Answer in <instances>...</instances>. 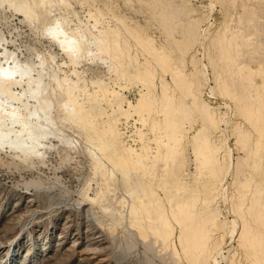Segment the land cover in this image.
Instances as JSON below:
<instances>
[{
	"label": "bare ground",
	"instance_id": "obj_1",
	"mask_svg": "<svg viewBox=\"0 0 264 264\" xmlns=\"http://www.w3.org/2000/svg\"><path fill=\"white\" fill-rule=\"evenodd\" d=\"M69 1L71 0H0V8L8 4L9 7L14 8L17 13L19 12L25 16L27 22L30 20V25H33L34 21L32 19L36 16L37 9H46L50 15H53V8H57L59 5H64L66 9L68 8L69 10L72 6ZM85 4L88 3L85 2ZM63 9L65 8L63 7ZM189 9L191 11L190 7H188V10ZM209 9L211 8L209 7ZM112 12L114 13L113 10ZM195 12L197 13V11ZM67 14L66 16L57 14V16L50 19L46 25L44 23H47V19L45 22L42 21L44 22L43 30H40L45 33L47 32L48 34H44V36L50 35L51 41L59 46V49H61V52H63L67 58V61L63 62V65L72 67L71 75H66L64 73V70L60 67L61 65L55 62L54 57H51L49 61L41 56V59L40 57L38 58V54L37 59H40L39 63H24L19 60L20 58L18 59L15 56L17 54L10 53L6 46L2 47L3 43L1 44L0 40V47H2V51L0 52V150L4 148L13 150V153H17L19 160L21 158V161H25L24 163L30 159H42L41 157L44 156L47 141H50L52 138L63 141L64 144L68 145L69 149L70 146L72 147V145H74L71 144L73 143V138L66 137L67 134L63 132L64 129L60 128L61 124L59 125V123L64 122L65 124V122H68L69 124H78L77 127L80 126L81 128H79V130L81 131L83 129L85 131L86 135L84 133L83 135L86 137L85 139L83 137V139L86 141L88 145L86 146L93 156L96 169L102 172L101 174L99 171H96L98 172V176L99 173L102 175L99 177L104 179V186L105 184L108 185L111 177L115 178L116 172L123 174V179L128 183V185L124 183L126 186H129V181L131 179L135 181L133 183L134 187L130 192L133 199L129 204V217H127L129 218L128 222L130 225L136 227L139 230V235L145 238L143 241L146 240L149 235H152L161 241L164 246L163 248H172L174 250V255L179 256L183 254L186 256V259L190 256V260H187V262H190L189 264H220L221 262L225 264H240L239 248H244L247 252L245 262L248 260L250 264H258V262L264 264V197L259 199L260 192L257 190L251 195V200L243 199L239 203H234L233 206H231V204L229 206L226 205V200L230 198H228V185L231 183H228V180L232 175L229 173V175L226 174L225 176V173L229 171V166L231 165H229V161L233 158L231 157L232 153L230 155L231 149H225L223 146L225 142L218 138L221 137L223 132L221 125L224 123V119L227 120L225 122L226 125L223 126L231 127L232 119H230L228 115L232 109L230 107L231 105L229 106L226 100V102L222 101L226 108L221 104L216 105V102L214 103V98L221 97L238 102V96L233 91V82L219 77L220 74L216 73L217 71L215 72V70L221 61L230 64L234 59L232 52H238V50L242 48V41H249L252 38L249 39L250 37L248 36L249 38L247 39H241L238 36H233L231 38L228 37V39L227 30L224 29L221 33H218V35L216 34L213 39L214 48L218 50L219 55L216 57H209V65L204 64L206 62L203 63V61L206 60L204 52L199 53L200 51L196 49L195 53L190 56L189 61H182V58V62L179 66L168 69L172 60L171 56H169L170 53H167L168 49H165L164 45V47L158 48L156 45L157 40L155 41L153 38L145 36V38L139 37L136 40L134 39L145 53V56L142 55L145 59H141L144 57L140 58L139 55L131 52L133 50L130 48L133 46L130 47V41L123 38L125 35L123 36L124 33H121L122 30L120 31L119 26L115 25V27L112 28L110 25H103V17H106L105 15L103 16L101 10L96 8L95 10H89V19L87 22L83 23L81 22L83 19H80V21L78 18L75 27L71 24L73 28L70 26V22H72L70 15L76 16L78 13L71 10V12ZM110 14L113 15L112 13ZM160 15L161 18L164 19V27L166 25L169 29L170 17L167 15L166 11H161ZM72 17L73 16H71V18ZM25 18L24 20H26ZM126 21L129 20L126 19ZM203 22H209L205 20L204 14H201V19L198 17L191 20V26L186 32V37L183 36L185 37L184 40L186 39L187 42L185 40V45H183V47L180 46L179 53H181L182 56L187 54L189 44L195 39L193 37L195 28L200 26ZM121 23H123V21L119 20V24ZM100 25L102 27H100ZM121 25L123 26V24ZM214 25L215 23H213V27ZM213 27L212 25L211 27L209 26V30L207 31L210 33V28L212 29ZM165 29L166 28H164V30ZM130 31V34L133 35L132 32L136 31V29H131ZM207 31L202 35H205ZM236 32L240 33V28H238ZM209 33H207V35ZM166 36L167 41L174 40L173 38H175L172 29H169ZM178 42L180 44L179 40ZM202 50L204 51V47ZM200 54L202 58H200ZM196 56L201 59L203 69L198 66ZM88 59H99L104 64H107L108 72L114 74L116 78H110L112 82H106L102 79L87 80L83 75L84 72L79 70V68L84 60L88 61ZM103 63H101V65ZM153 63L163 68L167 67L165 69L171 74L175 85L186 86L185 91L188 90L187 97L190 99L189 104H186L184 101H178L176 97L168 93L170 89H168L167 84L165 83V85L162 80H160V82L156 81L155 74L157 70ZM188 64L193 66L192 70L187 69ZM243 69L247 71H245L247 79L250 75L251 77L255 76L254 73L256 72H254V69ZM243 69L240 70L243 72ZM241 71H239V73ZM258 71L262 73L263 70L259 69ZM67 74H69V72H67ZM201 75H204V79L201 78ZM122 81H125L129 85L134 84L140 87L138 92L140 97L135 104L128 100L127 95H124L125 93L123 94L121 92L125 89L121 85ZM111 83H113V85H111ZM114 86H119L120 89L117 90ZM262 87L264 90V83ZM263 90L262 88H258L257 94L259 92L260 95L263 94ZM260 95H258V98ZM58 97L61 98L60 102L58 101ZM57 101L60 103L59 106ZM102 103L106 104L105 106L110 109V114L107 107V109L102 107ZM57 109L58 111L61 110L59 112L60 114H58ZM263 111L264 101L256 105L248 104L247 106L239 107L240 114H245L247 120L253 125L257 124V117L261 116ZM195 114L203 119L207 125L204 123L205 125L202 127L197 128V130L194 129L195 132L192 134L194 122L192 123L190 118ZM135 117H138L137 120L133 119ZM104 118H107V120L105 121ZM123 119L124 121L122 122ZM131 119L136 121V124L139 121L142 125V128H140V124L139 128H136V125L133 126L136 128V137L139 138L140 142H138V138H136L134 134H132V136L134 142L140 143L141 146L139 149H135L132 145H128V140L125 141L127 138L125 131H122L123 127L121 126H123L124 123H129ZM131 127L130 125V128ZM145 130H147V132H145ZM263 131L264 130H262V132ZM262 132L261 135L263 134ZM148 134H152L153 138H147ZM247 140L248 138L243 139L245 142H247ZM188 141H190V146H192L191 148L196 155V161L201 165L195 181H200V179L202 180L203 178L207 179L205 180L206 182L204 181L206 184L203 186L204 190L201 189L203 190L201 193L199 191L197 192L194 185L192 186L194 182H191V185L185 183L182 178L185 176L182 175L184 173L181 174V170L176 168L178 160L183 157L186 151ZM150 142L156 146L153 148ZM251 155L254 157L253 154H250V156ZM16 158L17 157L14 159L16 160ZM43 160L44 159H42V161ZM104 160L108 161L110 166L112 165L111 170L107 168V162L105 164ZM240 163L241 162L235 164L234 168L232 167L234 174H237L236 176H240L242 170V163ZM182 164L183 162H181L180 166ZM160 165L164 166V172L162 178H160L161 190L163 189L166 195V201L159 197V195L157 196L151 185L143 178L134 176L133 169L143 170L144 173L150 172L151 174L155 170L157 172L156 168ZM231 166L234 165L232 164ZM158 170L161 172L159 168ZM104 186L102 187L103 192H101V194L96 193L93 198L88 197L89 194H87L88 196L84 197L85 200L87 201L89 199L88 201L95 204V202H98V199H106L105 191L107 190H104ZM245 186L249 187L250 183L246 182ZM108 187L112 188L113 186L110 185ZM109 192L112 194L111 191ZM262 192L264 191L261 190V195ZM110 193L108 194L111 195ZM219 198L224 204V211L221 207L219 208V206L222 205L218 204ZM124 200L127 201L126 199ZM124 200L122 202L121 199L119 202H122L120 204L122 208L124 206L125 209L128 205L123 204L125 202ZM34 201V199H30L28 201L30 204L26 205L28 208L25 207L24 212H26L28 217L30 215L28 213L32 214L38 211ZM111 202L110 205L112 204ZM96 204H99L97 207L101 205L100 202ZM106 204L109 203H105V205ZM14 206L17 212L20 210L21 203L19 202ZM199 206L204 208L203 212H197L195 210ZM109 208L106 207L103 210L106 211ZM98 209L101 210V206ZM245 209L246 212L249 210L247 215H243L246 213L244 212ZM109 210H114V208ZM105 213L104 215L108 212ZM115 213H108V216L109 214L113 215ZM120 213L122 215V212ZM225 213L233 215L234 218L229 221ZM241 213L242 219L239 223L236 218H238L237 214ZM223 215L225 218L223 217L224 220L220 221ZM22 216L23 215L15 216V221L21 220L22 218L20 219V217ZM105 217L107 219V215ZM118 217H115L116 221ZM127 217H123V219ZM112 218L114 219V217ZM109 220L110 219H108V221ZM238 220H240V218ZM25 221L26 220H24L23 224ZM19 222L21 223V221ZM18 223H16L17 226L15 225V228L12 226L14 229L7 236L10 241L13 240V242H15L18 240L17 245L20 243V238L18 237L19 239H16L17 234H15L18 233L16 232ZM111 223H108V225H112ZM118 223L119 221L116 223L113 222L115 226L118 225ZM70 226L71 225L67 221L60 227V232L57 234L58 237H56L58 247L63 246L67 239H69L66 230L70 229ZM117 228L118 227L113 230ZM113 230H111L112 235ZM1 231L2 230H0V233ZM102 235L103 234L98 230L91 232L87 229L85 231L78 230V232L73 234L75 238L71 246L74 255H77V263H89L90 260L93 259V256L95 257L96 255L100 257L101 262L108 261V259H106L108 258L107 255L102 254L104 246H106L104 245L105 243ZM234 243L238 244V246L235 247L233 245ZM5 245L4 247L0 245V257L7 251ZM178 245L180 248H178ZM15 251V249L12 250L11 248L10 250L9 248L6 253V255H8L7 260L2 261V258H0V264H10L13 262ZM66 251L69 252L71 249L68 248ZM224 252H228V255L225 256ZM24 257L26 256L24 255ZM219 258H221V261H218ZM69 260L71 259H68V261ZM25 262H22V264H25Z\"/></svg>",
	"mask_w": 264,
	"mask_h": 264
},
{
	"label": "rangeland",
	"instance_id": "obj_2",
	"mask_svg": "<svg viewBox=\"0 0 264 264\" xmlns=\"http://www.w3.org/2000/svg\"><path fill=\"white\" fill-rule=\"evenodd\" d=\"M76 1L78 2V4ZM69 2L72 5L71 8H69V10L68 8L66 9L64 5H59L60 7L57 5L58 6L57 8L54 7L53 8L54 13L52 11L54 16L52 14L50 15L46 9H41V8L37 9V12L35 14L36 16L33 17L32 19L34 21L33 25L32 24L30 25L29 24L30 20L27 22L25 16H23L19 12L17 13L16 10L12 7H9L8 4H5L4 7L1 6L0 40H1V44L3 43L2 47L6 46L10 53L17 54L15 56L18 59L20 58L19 60L23 61L24 63L34 62L35 64H37L39 63L41 57L47 60L49 59L51 60V57H54L55 62L61 65L60 67L62 70H64V73L66 75H71L72 67L71 66L69 67L67 65L69 67L68 69L66 65H63V62H66L67 58L65 57L63 52H61L59 46L51 41L49 37L50 35L44 36V34H48V33L47 32L45 33L44 31L41 30H43V25L48 24L50 19L56 17L57 14L59 15L62 14L66 16L68 15L67 13L71 12V10L76 11V13H78L76 16L72 14L70 15V19H72V22H70V26L72 28L73 25L75 27V25L77 24L78 18L79 20L83 19L84 21L83 20L80 21L86 23L87 20L89 19L88 17L89 10L92 9L95 10V8L101 10L103 12V16L105 15L106 18L103 17L102 20L104 26L110 25V27L112 28H114L115 25L119 26L120 31L122 30L121 33H124L123 36L125 35L123 38L130 41V42L127 41L130 43V47L133 46L130 48L131 50H133L131 52L139 55L140 58L144 57L145 53L140 48L138 43L135 41L139 37L143 38L145 36V37L153 38L155 41L157 40L156 45L158 48L165 46V49H168V51L166 50L167 53L168 54L170 53L169 56H171L172 59L170 65L168 66V69L171 67L179 66L181 62L184 60L189 61L190 56L195 53L196 49L200 51L199 53L204 52V57L206 60H204L203 63L206 62L204 64L209 65V59H210L209 57H216L219 55L218 50L214 48L215 45L213 39L216 36V34L218 35V33H221L224 29L227 30V35H228L227 38L228 37L231 38L233 36H238L241 39H247L249 37H250L249 39L252 38L249 41H242V48L238 50V52L237 51L232 52V56L234 59L230 64L228 62L221 61L215 70V72L217 71L216 73L220 74L219 77H222L223 79L233 82V91L238 96V102L232 99L229 100V98L224 99L221 97L216 99L214 98V103L216 102L215 103L216 105L221 104L224 108H226L225 104L223 103L226 100L229 103V106L231 105L230 107L232 109V111H230V114L228 115V117L232 119L231 127L229 128L228 126H223L226 125L225 122L227 120L224 119L225 121L221 125L223 132L221 137L218 138L225 142L223 143L225 149L227 150L231 149L230 155L232 153L231 157L233 159L229 161V165L230 164L234 165V166L230 165L229 171L225 173V176L226 174L229 175V173H231L232 175L230 177L231 179L229 178L228 180V183H231L229 184L230 186L228 185V195H229L228 198L229 197L230 198L226 200L227 202L226 205L229 206L231 204V206H233L234 203L235 204L239 203L243 199L251 200L250 199L251 195L257 190L260 192L259 199L263 198L264 192H262L261 195V190L264 191V186H263L264 185V131L262 132V130H264V123H263L264 111L261 116L257 117L258 118L257 124L253 125L250 124V122L247 120L245 114H240L239 107L247 106L248 104L256 105L261 101H264V92L261 95L260 92L257 94L258 88H262L263 90L262 85L264 83V76H263L264 0H94V1L71 0ZM85 2L88 3L89 5L85 4ZM63 7L65 9H63ZM188 7L191 8V11L190 9L188 10ZM209 7L212 10L209 9ZM112 10L114 11V13L112 12ZM161 11H166L167 15L170 17L169 29H172V31L174 32L175 35V38H173L174 40H169V41L166 40L167 37L166 35L169 29L168 27H166V25L165 27L163 25V23L165 22H163L164 19L161 18L160 15ZM195 11H197V13ZM110 13H112L113 15H111ZM119 14L124 17H121ZM201 14L205 15V20L209 21L207 23L210 27L211 25L213 27V23H215V25L212 29L210 28L211 31L210 33L207 31L209 30L208 28L209 26L207 25V23L203 22L200 26H197L195 28L194 36H193L195 39L194 41H191V44H189L188 42L189 50L187 54H185V56H182V54L179 53L181 48L180 46L183 47V45H185L186 39L184 40V38L186 37V32L191 26V20L193 18H198V17L201 19ZM71 16L73 17L71 18ZM24 18L26 20H24ZM115 18L118 20H116ZM125 18L128 19L129 21H126ZM46 19H47V23L45 22ZM119 20L123 21V23H121L123 24V26L119 24ZM42 21H44L45 23ZM124 25L127 26L128 28L125 27ZM100 27L102 26L100 25ZM164 28L166 29L164 30ZM238 28H240L241 31L240 33L236 32ZM131 29H136V31L132 32L133 35L130 34ZM205 31H207L206 34L202 35L205 33ZM207 33L209 34L207 35ZM2 38L4 39V41ZM178 40L180 41V44ZM177 46L179 47V51ZM2 47H0V52L2 51L1 50ZM203 47H204V51L202 50ZM53 54H56L57 56ZM37 55L38 58L41 56L40 59H37ZM199 56L200 58H202L201 54ZM200 58L199 57L196 58L198 61L197 64L201 69H203V64ZM141 59H145V57ZM101 63L103 62L100 61L99 59H94V60L88 59V61L84 60V62L80 65L81 67L79 66L80 67L79 70L84 72L83 73L84 77L89 81L90 79L92 80L102 79L106 82L108 81L112 82L111 80L113 78H116V76L108 72L107 64L103 63L101 65ZM153 65L156 67L155 69L157 70L155 74L156 81L160 82V80H162L164 84L165 83L167 84L168 89H170L168 90V93H171V95L176 97L178 101H184L186 102V104H189L190 99L187 97L188 90L185 91L186 86L183 87V85L180 86L175 85L171 74L168 72L167 69H165L167 67L163 68L156 63H153ZM221 67H223L224 69ZM243 68H247V70L254 69V72H256L254 73L255 76L251 77L250 75L247 79L245 76V73L247 71L246 69ZM256 68L258 70L262 69L263 70L262 73L261 71H258ZM187 69L192 70L193 66L191 64H188ZM240 69H243V72ZM228 71L231 73H229ZM239 71H241L240 73L242 74H240ZM67 72H69V74H67ZM201 78L204 79V75H201ZM111 85H113V83H111ZM121 85L123 86V88H125L121 92L123 94L125 93L124 95H127L128 100L135 104L137 102V99L140 97L138 93L140 87L134 84L129 85L125 81H122ZM115 88L117 90L120 89L119 86ZM258 95H260L259 98ZM58 101L59 102L61 101L60 97H58ZM59 105L60 103H58V106ZM102 105H103L102 107L104 108L107 107L105 106L106 104L104 103H102ZM109 110L110 109L108 108V111ZM60 111L61 110L58 111V114H60L59 113ZM110 113L111 111H109V114ZM137 118L138 117H135L133 119L137 120ZM190 119L192 123L194 122L192 134L195 132L194 129L197 130V128L202 127L203 125H205L204 123H206L196 114L193 115V117H191ZM194 119L196 122L194 121ZM104 120L106 121L107 118H104ZM123 121L124 119L122 120V122ZM130 121L125 125V126L127 125L129 126L127 127V130L125 128H122V131L124 130L129 132L131 130L133 132L132 133L130 131L131 134H134L136 137V128H139L141 124L139 121L136 124V121H133L132 119ZM70 124L68 122H65V124L64 122L59 123L60 128L64 129L63 132L67 134L66 137L68 136L69 138L71 137V139L73 138V143L71 144L74 145H72L71 147L69 144L70 146L69 149L68 145L64 144V142L61 140L58 139L56 140L54 138L50 139V141L48 140L46 149L44 150L45 152L44 156L41 157L42 159H44L43 160L44 162L42 161V159L36 158V160L35 159L27 160L29 163L27 161L26 163H24L25 161L23 160L21 161V158L19 160L17 153L15 152L13 153V150L9 148L7 149L4 148L0 150V230H2L0 233V245L4 247V245L6 244L5 247L7 251L9 248L10 250L11 248L12 250L13 249L16 250L14 255L15 261L13 260V262H11L10 264H22V262L25 261H26L25 264H51V263L81 264V262L77 263L78 258L77 255H74L73 248L71 245L73 244V239L75 238L73 234L75 232H78V230L85 231L86 229L91 232L98 230L100 231V233L103 234L102 238H104L103 239L105 243L104 245L106 246H104L103 249L104 251L102 250L103 251L102 254L107 255L108 258L106 259H108V261L101 262L100 257L96 255L95 257L93 256V259H91L89 263L87 262L82 264H99L100 262H101L100 264L103 263L104 264H177V263L189 264L190 262H187V260L188 259L190 260V256L189 258L187 257L188 259H186L185 258L186 256H184L183 254L179 256L174 255L173 254L174 250L172 248L170 249L163 248L164 246L161 243V241L156 239L154 236L149 235L146 238V240L143 241V239L145 238L139 235L138 233L139 230L136 227L131 226L130 223L128 222L129 204L132 202L131 200L133 199L130 192L134 187L133 183L135 181L131 179L132 182L130 180L129 186H126V184L124 183H127V181L123 179L124 178L123 174L116 172L115 178L111 177V179L108 182V185L105 184L104 186V182H103L104 179L100 178L102 176L100 175V173L102 174V172L96 169V166L94 165L95 162L93 160V156L88 150L87 147L88 145L84 140L86 136L84 137L83 133L85 134V131L83 129H82L83 131L82 130L80 131L79 130L80 126L77 127L78 124L77 125L76 124L70 125ZM130 125L132 126L131 128ZM133 126H135L136 128ZM140 128H142V125ZM145 132H147V130H145ZM261 132L263 133L262 135ZM147 138H153V135L148 134ZM244 138H248L247 142L243 141ZM126 140L127 139H125V141ZM137 140L138 142H140L139 138ZM138 142L127 141L128 145H132V147H134L135 149H139V147L141 146L140 143ZM151 144L152 143L150 142V145ZM190 145L191 143L190 141H188V145L185 151L186 153L184 152L183 157L180 160H178V163L176 164V168L181 170V174L184 173L182 174L183 176L185 175L184 177H182L183 181L188 185H191L194 182L192 186L194 185L197 192L199 191L201 193L204 190L203 186L206 184L205 180L207 179L203 178L202 179L203 182L201 179H200L201 182L198 180L195 181V178L197 177L200 171L201 165L199 164L198 161H196L195 159L196 155L193 149L191 148L192 146ZM151 146L154 148L156 145L152 144ZM47 147L50 151L47 149ZM250 154H253L254 157L252 155L250 156ZM15 157H17L16 160L14 159ZM180 161L183 162L184 165L182 164L180 166L181 164ZM104 162L105 164L107 162L106 166H108L107 168L111 170L112 165L110 166L109 165L110 163L106 160H104ZM239 162L242 163V170L240 176H236L237 174H234L233 168L235 167V164ZM158 168L161 170V172L158 170ZM156 169L157 172L155 170L151 174L150 172L144 173L143 170L133 169L134 176H136L137 178H143L148 184L151 185L154 193L156 192L155 194H157V196L159 195V197L163 198L166 201V195L163 189L161 190L162 188L161 178L164 172L163 170L164 166L160 165ZM96 171L100 172L99 173L100 177L98 176V172ZM154 175L156 176L158 175V176L156 177ZM158 177L161 178L159 179ZM158 182L160 183V185ZM246 182L250 183L249 187L245 186ZM110 185L113 187L109 188L108 186ZM100 186L101 188L104 186V190L106 189L108 191V192L105 191L106 199L103 200L98 199V202H95V204H92L93 202L88 201L89 199L86 201L84 197H87L88 196L87 194H89L88 197L93 198L96 195V193L101 194V192H103V188L101 190ZM106 186L108 187V189ZM109 189H113V190H109ZM109 191H111L112 194ZM108 193H110L111 195H109ZM123 198L126 199L127 201H125ZM30 199L35 200L34 204L35 207L38 208V211L32 214L28 213L31 215V216L29 215L28 217V215L26 214V212H24V210L25 207L28 208V206L26 205L30 204V202H28ZM121 199L122 202L123 200L125 201L123 203L124 205L125 204L128 205L127 208L124 209V206L122 208V205L120 204L122 202H119L121 201ZM220 200L221 199L219 198L218 204L219 205L222 204V205L219 206V208L221 207V209L223 210L225 207L224 204L221 202L222 200L221 201ZM19 202L21 203V207L20 210L16 212L14 205H16ZM99 202L101 204L100 205L101 210L105 209L106 207L108 208L110 207L109 209L114 208L115 211L109 209L103 211L111 214L112 212L113 213L116 212V213L113 215L109 214L108 216V213L106 214L105 212L98 209L100 206L97 207V205L99 204L96 203ZM110 202L112 203L111 205L113 208L111 207ZM105 203H109V204L105 205ZM246 209L244 210V212H246ZM195 210L197 212H201V211L203 212L204 208L199 206ZM120 212H122V215ZM247 212L249 213V210H247ZM247 212L243 215H247L248 214ZM104 213L107 215V219ZM242 213L237 214L238 218L236 219L239 223L241 222L242 219L241 216ZM123 214L126 216H124ZM18 215H23L24 217L23 216L20 217V219L22 218L23 220L21 219L15 221V216ZM225 215L227 216L229 221H231L234 218L233 215H229L228 213H225ZM112 217H114V219ZM115 217L116 218L118 217L117 221H119L118 223L119 226L118 225L115 226L113 224V222L115 223L117 222ZM123 217H127V218L123 219ZM221 217L222 218H220V221L224 220L225 218L224 215ZM239 218L240 220H238ZM108 219H110L109 220L110 222L108 221ZM24 220L26 221L23 224ZM17 221L18 222L21 221V223L20 222L18 223ZM67 221L71 225L70 229L66 230L69 239H67L66 243L63 246L58 247L57 246L58 243H56L57 242L56 237H58L57 234H59L60 232V227H62V225L65 224ZM16 223H18V228L16 231L18 233H15L17 234L16 239L18 237L20 238V239L18 238L20 242L18 245H17L18 240L13 242V240L12 241L8 240L7 237L13 231L15 225L17 226ZM108 223H111L112 225L110 224L108 225ZM116 227L118 228L116 230H113ZM107 228L113 230V235H112V231ZM233 245L235 247L238 246V244L236 243H234ZM68 248H70L71 251L67 252L66 250ZM178 248H180L179 245ZM242 249L241 248L238 249L239 258L242 264H247L249 263L248 260L247 262H245L247 252L244 250V248ZM7 251H5L4 252L5 254L3 253V255L0 257L2 258V261L7 260L8 258V255H6ZM224 254L226 256L228 255V252H224ZM24 255L26 257H24ZM177 257L180 258L178 259ZM68 259H71L69 260L70 262L68 261ZM218 261H221V258H219ZM220 264H225V263L221 262ZM258 264L261 263L258 262Z\"/></svg>",
	"mask_w": 264,
	"mask_h": 264
},
{
	"label": "built area",
	"instance_id": "obj_3",
	"mask_svg": "<svg viewBox=\"0 0 264 264\" xmlns=\"http://www.w3.org/2000/svg\"><path fill=\"white\" fill-rule=\"evenodd\" d=\"M125 125H126V123H124L122 127L125 128V129H127L128 126H125ZM125 134H126V136H127L126 139H127L128 141L134 142V138H133L131 132H127V131H125ZM128 136H129V137H128Z\"/></svg>",
	"mask_w": 264,
	"mask_h": 264
}]
</instances>
